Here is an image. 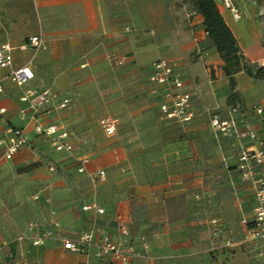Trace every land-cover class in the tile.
Wrapping results in <instances>:
<instances>
[{"label":"crops","instance_id":"crops-1","mask_svg":"<svg viewBox=\"0 0 264 264\" xmlns=\"http://www.w3.org/2000/svg\"><path fill=\"white\" fill-rule=\"evenodd\" d=\"M231 2L242 13L238 20L224 0H215L243 55L264 64V0ZM33 35L42 37L43 48L27 44ZM1 42L14 46L15 67L29 65L34 73L22 87L5 80L0 95L6 110L0 153L10 127L27 139L12 159L0 158V236L11 240L6 263L97 264L93 248L77 253L55 238L40 246L14 240L29 220L54 208L56 233L71 239L93 225L116 238V215L123 214L141 254L131 264H264V242L248 238L244 222L256 206L255 187L240 178L237 145L209 122L211 112L236 106L238 119L257 134L244 147L258 148L264 125L253 106L264 104H227L216 84L208 90L206 78L212 69L222 76V61L193 0H0ZM159 58L176 63L192 94L188 124L161 117V88L149 81ZM27 89H47L51 97L34 111L20 99ZM105 116L119 119L112 136L99 124ZM36 124L74 134L78 156L89 157L85 171H77V156L37 135ZM98 170L106 177L92 183L88 174ZM94 203L104 213L82 210ZM140 236L148 239L146 252Z\"/></svg>","mask_w":264,"mask_h":264},{"label":"built area","instance_id":"built-area-1","mask_svg":"<svg viewBox=\"0 0 264 264\" xmlns=\"http://www.w3.org/2000/svg\"><path fill=\"white\" fill-rule=\"evenodd\" d=\"M224 4L230 10L234 19L238 20L242 17L241 11L231 0H224ZM27 44L33 50L44 47V41L39 35L28 37ZM13 50L14 46L11 43H0V70H7L5 74H0V95L4 92L5 80L22 87L34 77L29 65L14 66ZM149 81L161 88L163 102L160 111L162 118L174 119L181 125L192 121L194 117L191 108L193 97L189 91L185 90L184 80L174 61L166 58L155 60L151 66ZM33 97L38 98L37 103L30 102ZM50 97V91L47 89L40 91L27 89L20 99L23 102H28L30 109L37 111L38 106L47 103ZM67 103L68 99L64 98L59 106L64 107ZM253 110L264 125V107L256 105L253 106ZM5 111V108L0 107V118ZM240 115L242 113L236 106H229L224 112L219 110L211 112L209 122L216 134L229 138L231 143L237 145L239 149L238 169L240 178L242 181L251 182L255 187L256 206L251 219L247 222L244 220L245 223H250L247 236L252 240L261 241L264 240V142H259L260 146L258 148L244 147L245 141H256L257 134L251 124L238 119ZM99 124L107 136L114 135L120 126L117 116L101 117ZM34 131L37 135L46 136L55 151L67 157L77 156L79 162L77 171H85V165L89 162V157L87 155L78 156L77 138L68 129L57 124L47 126L36 124ZM26 144L27 139L22 129L10 127L8 129V139L3 142L0 158L2 160L12 159L14 154ZM48 169L51 172L57 171L56 165L52 163L48 165ZM105 177L104 170L88 174V178L92 183L101 182ZM82 210L93 211L97 214H102L105 211L102 206L96 203L84 204ZM47 214V217L42 219L29 220L14 240L18 243L29 242L33 246H40L48 239L55 238L61 242L64 249L77 253H88L89 249L93 248V255L97 264H131L134 258L141 255L136 248V243L129 235L128 222L121 213L116 215L118 234L116 238H113L100 226L93 225L82 231L74 239L56 233L60 228V221L54 208H50ZM138 242L145 252L149 250V242L146 237L140 236ZM10 243L11 240L0 236V264H12L5 261V250ZM8 256H10V253Z\"/></svg>","mask_w":264,"mask_h":264},{"label":"trees","instance_id":"trees-1","mask_svg":"<svg viewBox=\"0 0 264 264\" xmlns=\"http://www.w3.org/2000/svg\"><path fill=\"white\" fill-rule=\"evenodd\" d=\"M193 6L203 17L208 41L223 60V72L230 79L231 85H235L234 73L240 70L264 78V64L245 62L244 55L232 31L223 20L215 0H193Z\"/></svg>","mask_w":264,"mask_h":264},{"label":"rangeland","instance_id":"rangeland-1","mask_svg":"<svg viewBox=\"0 0 264 264\" xmlns=\"http://www.w3.org/2000/svg\"><path fill=\"white\" fill-rule=\"evenodd\" d=\"M244 59L245 62L253 63L245 56ZM221 61L220 68L222 69V76L220 77L215 74V70H210L205 82L208 90L210 89L211 84H216L215 87L218 89L219 97L227 104H264V78L252 76L245 71L240 70L234 73L233 79L235 85H231L230 79L223 72L224 62L222 59ZM231 69L233 70L234 67ZM260 242L263 243L264 240H261Z\"/></svg>","mask_w":264,"mask_h":264}]
</instances>
